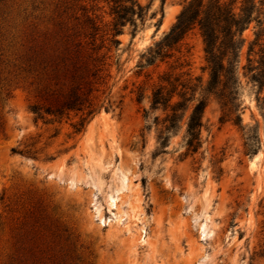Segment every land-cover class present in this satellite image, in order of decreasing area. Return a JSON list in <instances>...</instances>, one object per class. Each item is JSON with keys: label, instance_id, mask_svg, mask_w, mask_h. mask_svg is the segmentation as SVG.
<instances>
[{"label": "rangeland", "instance_id": "1", "mask_svg": "<svg viewBox=\"0 0 264 264\" xmlns=\"http://www.w3.org/2000/svg\"><path fill=\"white\" fill-rule=\"evenodd\" d=\"M187 1L140 0L146 15L117 44L114 0H0V264H264V87L249 71L264 6L240 52L245 129L211 96L200 151L181 156L184 122L154 155L164 113L145 108L161 76L210 78L198 27L146 61ZM73 91L82 110L36 119L35 104L55 109Z\"/></svg>", "mask_w": 264, "mask_h": 264}, {"label": "trees", "instance_id": "2", "mask_svg": "<svg viewBox=\"0 0 264 264\" xmlns=\"http://www.w3.org/2000/svg\"><path fill=\"white\" fill-rule=\"evenodd\" d=\"M236 2L237 0H188L171 29L148 51L147 64L153 65L157 61H165L172 56V50L198 27L205 43L207 69L210 73V78L205 85L201 77H193L190 73H187V78H183L182 74L173 77L169 72L161 76L160 82L152 91L151 109L145 108L147 120L151 117V111L161 110L164 113L155 156L168 152L172 136L179 132L184 122L186 123L185 150L181 156L186 158L200 151L204 142L202 130L205 112L211 96L218 98L222 104V121L230 117V120L245 129L237 104L241 85L238 74L240 52L245 43L244 31L254 20L262 24L260 16H255V13H260L259 6H264V0L259 2L243 0L239 11H236ZM111 10L114 15L112 40L119 44L120 41L116 39V36L122 32V27L129 21L136 25L135 16L144 18L148 7L142 5L140 0H114ZM261 34L257 33V38L249 50L250 54L254 51V45L260 40ZM261 52L263 54L259 66H250L249 71L253 72L252 80L263 88L264 50L261 49ZM142 98L143 94L140 93L138 100L141 101ZM82 109L83 102L76 91H73L55 109L47 107L43 112L38 104L32 107L36 119L44 118V113L61 116L67 110ZM94 111L89 110L88 115L90 116ZM87 117L81 119L77 127L78 131L84 127ZM159 118V115H155V123H160ZM151 128L152 124L145 127L149 130ZM245 134L247 151L251 152L250 142L256 138V135L250 132Z\"/></svg>", "mask_w": 264, "mask_h": 264}]
</instances>
